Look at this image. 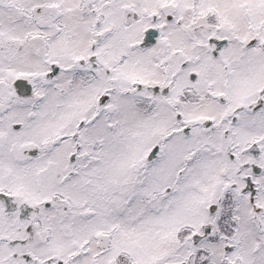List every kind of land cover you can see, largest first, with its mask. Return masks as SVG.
Returning <instances> with one entry per match:
<instances>
[{
  "label": "snow or ice",
  "instance_id": "1",
  "mask_svg": "<svg viewBox=\"0 0 264 264\" xmlns=\"http://www.w3.org/2000/svg\"><path fill=\"white\" fill-rule=\"evenodd\" d=\"M0 264H264V0H0Z\"/></svg>",
  "mask_w": 264,
  "mask_h": 264
}]
</instances>
